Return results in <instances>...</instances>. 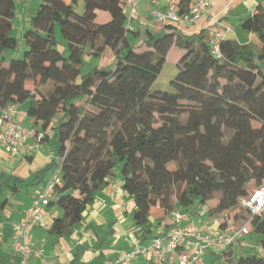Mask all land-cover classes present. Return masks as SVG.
<instances>
[{
	"label": "trees",
	"instance_id": "obj_1",
	"mask_svg": "<svg viewBox=\"0 0 264 264\" xmlns=\"http://www.w3.org/2000/svg\"><path fill=\"white\" fill-rule=\"evenodd\" d=\"M16 1L0 0V114L26 102L36 132L44 133L39 144L54 149L50 166L34 174L37 182L47 170H59L60 183L44 207L59 209L49 235L71 234L116 168L143 242L156 236L152 208L170 215L179 206L214 201L209 215L236 211L232 221L241 223L240 201L264 182V0L241 24L259 47L221 38L218 54L206 31L186 35L172 24L158 34L146 30L143 47L135 49L125 29V0H84L82 14L74 10L77 0H40L22 34L23 57L6 63L4 51L17 47ZM175 5L183 18L193 0ZM96 12L109 19L97 22ZM173 47L182 52L177 73L168 90H154ZM105 50L114 62L81 75L86 60ZM3 183L18 191L24 182L8 177ZM242 223L256 237L254 247L235 254L237 240L214 253L227 264H264V210ZM0 264H20V256L0 249Z\"/></svg>",
	"mask_w": 264,
	"mask_h": 264
},
{
	"label": "crops",
	"instance_id": "obj_2",
	"mask_svg": "<svg viewBox=\"0 0 264 264\" xmlns=\"http://www.w3.org/2000/svg\"><path fill=\"white\" fill-rule=\"evenodd\" d=\"M22 1L24 0H18V3H22ZM27 1L36 4L34 0ZM170 2L175 3L176 0H159L158 4L154 6L150 4V0H138V20L133 23V31L127 34L131 46L141 49L145 42L144 32L146 30L158 34L166 24H171H164L156 17L157 13L166 12ZM258 2L259 0H207L205 11L198 21L182 26L172 25L186 35L200 31H206L209 35L219 32L222 38L233 39L239 43L249 42L258 48L256 37L241 30L242 21L252 15ZM35 4L28 5L30 15L34 12ZM30 15L25 22L22 20L23 16H20V22H23L25 26L29 24L27 27L30 26ZM108 19L107 13L96 12L97 22H105ZM108 53L112 55L111 64L114 62L113 53L110 50H105L103 58H100L102 62L98 66L110 65V62L103 65ZM26 109V102L17 105L16 120L24 129L36 131L37 126L33 119L27 116ZM27 143L34 146L35 139H29ZM38 146L31 150L30 156H28L30 161L21 155L9 154L0 147V175L3 177L0 179V198L3 197L0 201V203L2 202L0 205V249L5 253L18 254L13 246V242L18 238V232L13 231V226L24 220L31 202L45 184L46 178L54 173L53 169H49L41 179L37 182L34 181V174L50 166L55 155L50 143H42ZM8 177L24 182L19 185L18 191L11 190L6 183H3V180ZM214 205L208 203L206 207H201L206 211L204 215H207L205 219L202 216V222L207 224L202 225V223L201 225L204 229L218 231L222 229L225 218L230 213L221 216L209 215L208 208H212ZM133 207V202L123 192L122 182L116 174L85 210L81 222L69 235L56 238L49 235L48 226L52 218L59 214V209L55 205L44 208L43 223L45 226L41 227L35 224L27 232V244L31 254L27 257L25 264H105L116 261L135 244L147 245V241H141V232L131 221ZM199 207L193 210L194 217L192 218L183 214L180 225H197ZM156 212L164 213L158 208ZM235 213L236 211L231 217ZM164 215L166 214L164 213ZM151 221L152 218L150 223ZM172 225L170 217L167 221L164 218L160 219L157 224L151 225L153 235L160 234ZM238 240L240 242L237 244L238 249L235 254L241 252L243 248L249 247L248 241L243 237Z\"/></svg>",
	"mask_w": 264,
	"mask_h": 264
},
{
	"label": "built area",
	"instance_id": "obj_3",
	"mask_svg": "<svg viewBox=\"0 0 264 264\" xmlns=\"http://www.w3.org/2000/svg\"><path fill=\"white\" fill-rule=\"evenodd\" d=\"M158 2L159 0H150L153 6ZM124 4L127 15L125 29L128 34L133 31V23L138 20V0H125ZM206 5L207 0L194 1L188 15L181 18L177 15L175 3L170 2L166 12L157 13L156 17L164 24L171 23L177 26L191 24L202 17ZM221 38L219 32H213L211 35L214 54H218ZM16 114V104L8 105L0 114V147L9 154L28 155L34 147L38 146L44 133L24 129L16 120ZM31 136L35 139L34 146L26 143ZM59 183V170L56 168L53 177L45 182L31 202L24 220L13 226V231L18 232V238L13 242V246L20 255V264H25L27 257L31 254L27 244V232L32 225L45 226L43 209ZM240 203L245 208L248 219L259 215L264 210V182ZM204 214L203 210L198 213L197 225L181 226L182 215L173 212L171 214L173 225L152 238L149 244L141 246L135 244L116 261L105 264H201L204 253L208 249L223 250L248 234V222L235 224L232 220H225L222 229L218 231L204 229L202 225L207 224L202 222Z\"/></svg>",
	"mask_w": 264,
	"mask_h": 264
},
{
	"label": "rangeland",
	"instance_id": "obj_4",
	"mask_svg": "<svg viewBox=\"0 0 264 264\" xmlns=\"http://www.w3.org/2000/svg\"><path fill=\"white\" fill-rule=\"evenodd\" d=\"M36 1V4L35 3H32L30 1H27V0H24L21 2L18 3V0L16 1L17 2V7H16V10H15V20L13 22V36L16 38L17 40V47L15 50H6L4 51V57H5V61L6 63L11 59V58H22L23 57V54H24V51L26 50V45L22 39V34H23V31L25 29H27L28 25L27 24L26 26L23 24V22H20L21 18L20 16H23L22 17V20H26V18L29 19V7L28 5H31L33 6V4H35V6L33 7L34 11L38 8L39 4H40V0H34V2ZM83 1L84 0H77V3L74 5V10L77 14H82L83 13ZM22 8V9H21ZM24 11V12H23ZM23 12V13H22ZM21 26V27H20ZM23 28V30H22ZM55 36L57 38V40H59L58 42H60L61 40V36H60V28L59 26L56 28L55 30ZM58 49L61 50V52L63 54H67V50L65 48V44L64 43H59L58 44ZM137 50H139V48H135ZM180 53H182L181 51H179V49H177L176 47H173L171 48V50L169 51L168 53V56L166 58V61L161 69V72L160 74L158 75L157 79L155 80V82L153 83V89L154 90H162V91H166L169 89V86H170V82L172 81V79L174 78V76L176 75L177 73V67H176V62L178 61L179 57H180ZM103 58V57H102ZM111 60H112V55L111 54H107L106 57H105V60L103 62V65H107L109 62L111 64ZM102 62V59L100 58H90L88 61H86L85 64H83L81 66V71H80V74H85L87 71H89V69L93 66H98L100 65ZM26 88H31V83L30 82H27L26 83ZM29 139H33L32 136L29 137L26 141V143L28 142ZM39 147V146H38ZM22 157H27V156H30V154L28 155H21ZM168 167H175V164L172 163L170 164ZM118 168H116L115 170V173L118 175ZM188 178L191 177L192 175V170L189 169L188 170ZM54 175V173H53ZM53 175L51 176V174L48 176V178H46V181L45 182H48L52 177ZM116 176V175H115ZM45 184H43L44 186ZM254 188V186H250L249 188V191L252 190ZM37 196V195H36ZM3 199L0 198V201ZM210 205H214L215 202L214 201H211L209 202ZM197 207H199L196 203H194L193 205H191L190 207L188 208H181L180 206L176 208V211H178V213H180V215H187L189 216V218H192L194 217V214H192L193 210L196 209ZM200 210H198L199 212L203 209L201 208V206L199 207ZM205 209V208H204ZM156 208H152L151 210V213H152V221H151V225H155L158 223V221L160 219H163L165 221H167L170 217L171 219V216H169V214H166L164 215L163 214H160V213H157L156 212ZM205 211V210H203ZM206 213V211H205ZM233 212H230V215L228 216V218H226V220H232L231 216H232ZM204 219L207 217V215H203ZM183 219V217H182ZM248 219L247 217V213L246 211H243V214L241 215V217L239 219H237V221H240L241 223L242 222H246ZM182 221V220H181ZM153 228V227H151ZM154 233V232H153ZM142 236V234L140 235V237ZM242 238V237H241ZM245 240H247L249 246H251L250 249H252L254 247V244H255V240H256V237L254 236H250V235H245L243 237ZM151 239L148 240V244L150 243ZM233 250L234 251H237V244L233 246ZM219 250L215 249V250H212V249H208L207 251H205L204 253V258L202 259L203 261V264H227L224 259L220 258L217 256V253ZM215 252V253H214ZM202 264V262H201Z\"/></svg>",
	"mask_w": 264,
	"mask_h": 264
}]
</instances>
